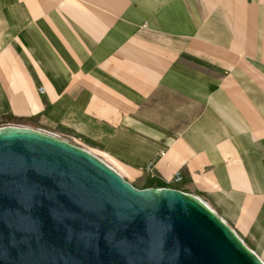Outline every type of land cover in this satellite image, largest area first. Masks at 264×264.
<instances>
[{"label":"crops","instance_id":"crops-1","mask_svg":"<svg viewBox=\"0 0 264 264\" xmlns=\"http://www.w3.org/2000/svg\"><path fill=\"white\" fill-rule=\"evenodd\" d=\"M0 121L199 198L264 262V0H0Z\"/></svg>","mask_w":264,"mask_h":264},{"label":"water","instance_id":"water-1","mask_svg":"<svg viewBox=\"0 0 264 264\" xmlns=\"http://www.w3.org/2000/svg\"><path fill=\"white\" fill-rule=\"evenodd\" d=\"M0 264H264L204 202L139 190L96 155L0 131Z\"/></svg>","mask_w":264,"mask_h":264},{"label":"rangeland","instance_id":"rangeland-1","mask_svg":"<svg viewBox=\"0 0 264 264\" xmlns=\"http://www.w3.org/2000/svg\"><path fill=\"white\" fill-rule=\"evenodd\" d=\"M6 128H20V129H28V128H25V127H20V126H15V125H12V124H9V123H4L3 121H0V131L1 130H3V129H6ZM35 131H37V130H35ZM39 132H41V131H39ZM42 133H45V134H47V135H50V136H53V137H56L55 135H53V134H50V133H47V132H42ZM56 138H58V137H56ZM58 139H60V138H58ZM61 140V139H60ZM131 184V183H130ZM135 188H137V189H139V190H146V189H141V188H139L140 187V185L139 184H135V185H133ZM150 189H156V188H150ZM199 199V198H198ZM202 201V200H201ZM203 202V201H202ZM205 203V202H204ZM206 204V203H205ZM207 205V204H206ZM208 206V205H207ZM209 207V206H208ZM210 208V207H209ZM211 209V208H210ZM212 210V209H211ZM213 211V210H212ZM214 212V211H213ZM215 213V212H214ZM215 214H217V213H215ZM218 215V214H217ZM219 216V215H218ZM220 217V216H219ZM221 218V217H220ZM222 219V218H221ZM223 220V219H222ZM224 221V220H223ZM226 223V222H225ZM227 224V223H226ZM228 225V224H227ZM229 226V225H228ZM230 227V226H229ZM231 228V227H230ZM232 229V228H231ZM233 230V229H232ZM234 231V230H233ZM235 232V231H234ZM236 233V232H235ZM236 235L238 236V234L236 233ZM239 237V236H238ZM240 238V237H239ZM241 239V238H240ZM242 240V239H241ZM243 241V240H242ZM244 243V242H243ZM245 244V243H244ZM246 245V244H245ZM247 246V245H246ZM248 247V246H247ZM248 249H250L249 247H248ZM251 250V249H250ZM252 251V250H251ZM253 252V251H252ZM256 254V253H255ZM257 255V254H256ZM258 256V255H257ZM259 257V256H258ZM260 258V257H259Z\"/></svg>","mask_w":264,"mask_h":264},{"label":"built area","instance_id":"built-area-1","mask_svg":"<svg viewBox=\"0 0 264 264\" xmlns=\"http://www.w3.org/2000/svg\"><path fill=\"white\" fill-rule=\"evenodd\" d=\"M41 91L42 92H44V89H41ZM182 181V178H181V176L180 175H177L176 177H175V179H174V183H179V182H181Z\"/></svg>","mask_w":264,"mask_h":264}]
</instances>
